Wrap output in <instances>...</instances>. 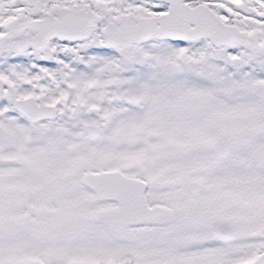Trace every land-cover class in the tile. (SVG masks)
Returning a JSON list of instances; mask_svg holds the SVG:
<instances>
[{
  "label": "snow or ice",
  "instance_id": "6c2138e0",
  "mask_svg": "<svg viewBox=\"0 0 264 264\" xmlns=\"http://www.w3.org/2000/svg\"><path fill=\"white\" fill-rule=\"evenodd\" d=\"M0 264H264V0H0Z\"/></svg>",
  "mask_w": 264,
  "mask_h": 264
}]
</instances>
